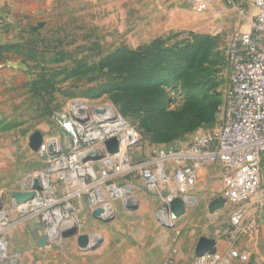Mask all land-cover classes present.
Segmentation results:
<instances>
[{"label": "rangeland", "instance_id": "374dc122", "mask_svg": "<svg viewBox=\"0 0 264 264\" xmlns=\"http://www.w3.org/2000/svg\"><path fill=\"white\" fill-rule=\"evenodd\" d=\"M225 3L230 7L226 12L212 5L198 13L191 0H12L9 25L0 26V264H86L78 233L107 237L109 245L142 243L147 248L156 238L147 239L155 225L169 237L158 240V248L170 244L156 264L168 255L180 264L191 263L199 233H176L161 222L168 187L144 190L137 177L113 179L125 193L97 200L96 205L113 209L100 219L89 198L96 191L73 195L71 180L57 179L28 142L36 130L45 138L57 136L53 115L75 99L112 104L140 136L130 150L136 160L147 158L152 148L187 145L216 129L225 117L226 48L232 34L248 25L236 21L238 11ZM44 173L50 180L49 192L40 191L44 205L19 208L10 193L32 187ZM129 200L134 208L126 206ZM188 210L206 214L202 199ZM229 211L224 207L218 214ZM56 215L60 221L53 234ZM252 217L245 216L236 227L243 244ZM71 224L76 232L64 233ZM220 226L216 239H229L235 227L226 221ZM43 234L48 243L38 247Z\"/></svg>", "mask_w": 264, "mask_h": 264}, {"label": "built area", "instance_id": "2783aa9c", "mask_svg": "<svg viewBox=\"0 0 264 264\" xmlns=\"http://www.w3.org/2000/svg\"><path fill=\"white\" fill-rule=\"evenodd\" d=\"M196 12H204L211 0H191ZM236 11L242 13L246 0H228ZM255 12L247 29L238 30L229 39L226 62L229 69L228 90L225 100V117L214 130L196 136L183 146L152 148L145 159L136 160L130 153L140 136L109 102L89 104L75 99L67 107L53 115L57 136L45 138L38 151L46 158L48 171L57 179H70L76 191L73 195L89 193L94 210L100 206L97 200L121 196L113 179L132 176L142 181L147 190L168 187L162 197L159 212L175 197L188 205L197 172L204 166L217 165L221 171L222 189L218 195L230 205L229 223L240 227L245 217L244 204L253 199L256 207H264V0H250ZM1 26V21H0ZM114 137L117 150L108 152L105 141ZM96 157L86 158L87 154ZM172 166L166 170V164ZM38 179L40 188L34 190L31 199L19 204L35 207L34 199L40 191L49 192L50 180ZM50 175V174H49ZM112 184H106L111 182ZM26 190H31V184ZM23 190V191H26ZM101 191V192H100ZM216 195V196H218ZM215 196V197H216ZM103 209L101 216L107 212ZM108 213V212H107ZM112 213H108L109 217ZM170 219V213L166 211ZM160 214V218H161ZM248 231L255 228L252 217ZM249 259L247 251L230 248L224 253L194 256L190 264H239ZM160 264H177L174 256H166Z\"/></svg>", "mask_w": 264, "mask_h": 264}, {"label": "crops", "instance_id": "0c3cea01", "mask_svg": "<svg viewBox=\"0 0 264 264\" xmlns=\"http://www.w3.org/2000/svg\"><path fill=\"white\" fill-rule=\"evenodd\" d=\"M225 1L230 5L228 0ZM225 1L224 3H221V1L219 0H211L210 6L206 10L210 9L211 6L213 5L212 9L217 7L220 12H226L229 10L230 7L228 8ZM11 6H12V0H0V21H1V25L3 24V28H6L9 25ZM250 11L253 12L254 14L255 9L252 3L250 2V0H246L244 4V11L242 13L238 12L239 16L237 17L236 21L239 22L241 20H245L249 25V22L253 16L250 13ZM2 36L3 35L0 34V42L2 41ZM215 166L217 165H210V166L208 165L198 170L196 183L193 189L189 193V197H190L189 200L191 201V203L189 205L187 204L184 213L178 216L177 218L169 219L168 216L163 215L161 218L162 223H165L168 226L172 225L173 231L175 232L177 231L176 233H179L183 230H188L189 235H195L196 233H199L197 239L201 235L207 237H214L215 239L217 238L215 234L216 231H218V228L221 227L220 225L224 221H226L228 225L230 224L229 223L230 214L229 213L218 214L219 213L218 211H220V209H224V207H229L230 209L231 206L225 205L223 208H220L212 213H210L207 209L208 202L216 195H218L222 189L221 171L216 172ZM171 169H172L171 164L167 163L166 170H171ZM138 180H139V185H141V187L144 190H146V188L142 184V181L140 179ZM203 186L206 187V190L204 189L205 192H203L202 190ZM214 189H218L220 190V192L218 194H213L212 192H215L213 191ZM196 190L199 191V194L197 195L194 193V191ZM143 198L144 196L141 194L138 198L139 202H141ZM201 199L202 201H204L206 214H189L190 210H188V207L190 206L191 208L196 206L198 201H201ZM140 204L141 203H139L138 206H140ZM253 205H254L253 199L247 201L244 204L245 216L247 215L254 216L257 223L256 224L257 227L251 230L250 234L245 233L246 235H248V237L244 244L241 243L240 239L238 240V237H236V234L237 233L240 234L241 233L240 231H242L240 228H236V227L232 230V232H230L231 236L229 239L228 238L216 239V251L220 253H224L228 251V249L232 248L233 246H234L233 248H237L240 251H247L249 253V259L246 262L239 264H264V208L258 210L255 207V205L254 207ZM106 215L107 214H103L102 217L104 218ZM151 229L153 232L147 239L148 240L151 239L150 237L153 234L156 235V238L155 236H153L154 240L151 243V245H148L147 248H143L145 245H143L142 243L129 244V246L127 245L128 247H126L124 243H118V242L109 245L106 244V242H104V240L107 237L100 239L97 236V238L100 239V242L92 248L85 249L87 251L85 253L86 264H89V257L91 259L90 264H127L126 261L127 259L134 260L135 264H156L158 260L164 257L165 254H167V250L170 249V244L165 243L164 247L158 248L157 245L158 240H164V241L169 240L168 232H166V229L162 230V228H158L157 225L151 227ZM129 233L130 232H128V234ZM142 234H146V231ZM89 238L90 241H92V239L96 237H89ZM108 247L110 248L109 250L107 249ZM125 251H128L127 255L125 254ZM177 264H180V262L177 261Z\"/></svg>", "mask_w": 264, "mask_h": 264}, {"label": "water", "instance_id": "95a60500", "mask_svg": "<svg viewBox=\"0 0 264 264\" xmlns=\"http://www.w3.org/2000/svg\"><path fill=\"white\" fill-rule=\"evenodd\" d=\"M42 141H43V134L40 131L36 130L29 137L28 146L32 151L37 152L39 147L42 144ZM105 146L108 152L113 153L117 150V140L114 137L109 138L108 140L105 141ZM96 156H97V153H94V154L89 153L87 154L86 158H91V157H96ZM39 188H40L39 181L38 179L35 178L33 180L31 190L12 191L10 195L16 203H22L26 200L31 199L34 195V190L39 189ZM224 204H225V199L221 195H218L212 198L208 202L207 209L210 213H212L220 208H223ZM126 206L128 208L135 207V205L133 204V201L131 200H129V202H126ZM186 206H187V203L180 197H175L172 200H170L168 204H165L166 211L170 213L169 215L171 218H177L178 216L183 214ZM102 212H103V209L100 207L94 210L95 216L100 219H103V217L101 216ZM105 219L107 218H104V220ZM75 232H76V229L75 227H73L70 231L66 233L71 234ZM99 242H100V239L97 237L92 239V241H90L89 236L85 233H78L76 236V243L78 247L81 249L92 248L96 246ZM47 243H48V236L46 234L41 235L40 238L36 241V245L38 247L45 246ZM215 251H216V239L214 237H207L204 235H201L198 237L195 243L194 249H193L194 256H201L205 253L211 254Z\"/></svg>", "mask_w": 264, "mask_h": 264}, {"label": "bare ground", "instance_id": "6f19581e", "mask_svg": "<svg viewBox=\"0 0 264 264\" xmlns=\"http://www.w3.org/2000/svg\"><path fill=\"white\" fill-rule=\"evenodd\" d=\"M36 176H38V175H36ZM38 177H40L43 182L44 181L47 182V175L45 173L44 174H40ZM46 182H44V183H46ZM116 192H117V194L123 193L124 192V189H122V190L121 189L120 190H116ZM33 204H34L35 207H39V206H42L43 205V201L41 199L36 198V199H34ZM162 209L164 211V206H163ZM107 212H109V211H107ZM107 212H105L104 214H108ZM56 221L57 222H55V223L52 222V225H53L52 226L53 234H56L57 233V231H56L57 224L56 223H59V221H60V216L59 215H56ZM73 227H75V225L73 226V224H71V225L67 226L66 227V230H63V232L65 233V231H70Z\"/></svg>", "mask_w": 264, "mask_h": 264}, {"label": "trees", "instance_id": "16d2710c", "mask_svg": "<svg viewBox=\"0 0 264 264\" xmlns=\"http://www.w3.org/2000/svg\"><path fill=\"white\" fill-rule=\"evenodd\" d=\"M205 80H206V77H205ZM191 123H193V122H191ZM191 123H190V124H191Z\"/></svg>", "mask_w": 264, "mask_h": 264}]
</instances>
